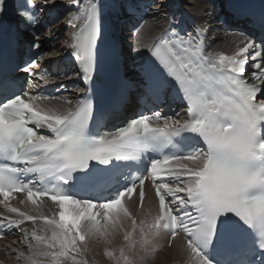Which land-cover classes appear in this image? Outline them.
Listing matches in <instances>:
<instances>
[{
    "label": "snow or ice",
    "instance_id": "obj_1",
    "mask_svg": "<svg viewBox=\"0 0 264 264\" xmlns=\"http://www.w3.org/2000/svg\"><path fill=\"white\" fill-rule=\"evenodd\" d=\"M6 4L0 0V26ZM73 6L63 48L78 71L51 73L43 61L56 49L37 51L44 38L36 12L55 9L56 0H23L17 9L31 55L14 70L40 81L39 89L24 90L0 62V238L20 232L21 248L5 246L16 264H90L92 242L102 243L114 264H147L162 250V236L169 247L178 241L183 264H264V12L249 17L259 38L237 28L239 42L226 54L208 51L216 38L207 20L191 30L183 19L166 21L146 42L144 15L136 14L163 5L125 0L133 50L151 53L135 84L157 103L100 132L96 121L112 107L94 99L108 0H69L65 7ZM59 20H51L52 41L62 30ZM74 77L88 87L73 86L70 98L63 93ZM146 182L158 202L150 221L128 206L138 195L143 212ZM46 202L56 209L51 215L43 211Z\"/></svg>",
    "mask_w": 264,
    "mask_h": 264
},
{
    "label": "bare ground",
    "instance_id": "obj_2",
    "mask_svg": "<svg viewBox=\"0 0 264 264\" xmlns=\"http://www.w3.org/2000/svg\"><path fill=\"white\" fill-rule=\"evenodd\" d=\"M69 0H56V4H58L59 2H66ZM180 2H183V6H182V10L181 12L176 11V6L173 3V0H157V4H162L163 7H160L159 10L157 11V9L155 7L152 8L151 16L150 18H148V23L146 21V25L143 29H141V34L144 35V39L147 42L148 40H150L153 36H155L156 34H158L159 32L162 31L163 26L166 25V21L168 20V18L170 16H172L173 14H175V18H178L181 16V13H183L184 15H187L190 17L191 19V23H188V28L192 29L193 26L195 25H200L203 26V21L207 20L210 25H211V31L209 32V36L210 37H215L216 38V42H213L211 44V49L212 52H216V51H223L226 54H231L232 51L234 50L236 44L239 42L238 38L236 35H231V36H227V30L222 28L220 26V23L218 21H216V17H217V11L216 9L213 10L212 7H206V5L203 3V0H179ZM203 1V2H202ZM206 1H210L211 4H215L216 3H220L222 0H206ZM49 3L52 2V0L48 1ZM192 5L191 7H189V5ZM216 8V7H215ZM202 9H206V11H201ZM72 14V12L69 13V15ZM155 14V18H153V15ZM228 17H232L230 15H228ZM116 19L119 20H126L127 16L122 13L121 16H116ZM125 24V23H124ZM240 24V22L235 23L234 21H232L230 23V27H238V25ZM64 22L60 23V26L62 28L61 31H63V41L60 44L55 45V43H53V48L56 49L57 54L53 55L51 57H46L45 60L43 61V66L45 68H49L51 66L54 65H59V66H63L61 65V61H63L64 58H66V54L67 52L64 51L63 45H64V41L67 38V33L69 31V29L67 28H63ZM122 26V25H121ZM53 28V27H52ZM243 28H245V25L243 26ZM56 33V36H59L60 32ZM139 35V34H138ZM43 37H47L48 35H44ZM123 37H125V39H123ZM239 39H242V37H240ZM131 43V45H135L136 41L135 39L132 38V35L130 32H124L122 34L121 39L119 40V45L121 48V58H122V63L124 66V74L128 73V71L130 72V68L133 67V65L128 64V61L131 60L132 62L139 59L141 56V53H143V51L145 50H141V52H136L135 50H129V47H127L125 44ZM128 46H130L128 44ZM210 47V46H209ZM52 48V49H53ZM49 50V52L52 51ZM45 52V51H43ZM130 52L134 54V58L130 59ZM47 53V52H46ZM51 73H55V72H51ZM50 79L53 77H49ZM37 84V83H35ZM55 103V102H53ZM136 102H135V97L133 96L132 93H130V102L127 106V112L130 113L133 108H136ZM146 184H148V182H146ZM145 184V190L147 193V198L144 204V210L143 212H139L138 208V204L139 202L135 203V206L132 205V208H130L134 213L138 214V216L140 218H146L149 221L151 220V212L153 211V207H152V201L155 203L156 205V211L158 208V202L156 201L155 197L153 194H148L147 191V185ZM138 197V195H136L133 199L136 200ZM13 206L15 207H19L22 210H24V206L20 205L18 203V200L14 203H12ZM128 205H131L130 202H128ZM5 209L3 208V205H0V212H4ZM43 211L46 214L51 215L52 212L56 211L55 208H53L51 206V203L46 202L45 207L43 209ZM156 215V214H155ZM29 228H31V225H29ZM20 232L16 231L13 234H9L7 237L3 238V241L0 242V264H16V256L14 253H12L10 250H6L5 246L7 245H11L13 248L19 249L22 247L21 243L19 242V238H20ZM164 238H166V236H162L159 238L158 243L159 244H163V240ZM167 240V239H166ZM165 240V241H166ZM167 242V241H166ZM118 242H117V247H118ZM91 248V252L88 255V260L90 262V264H96L94 263V261H96L95 259H98V262L100 264H114V262L108 260V258L104 257L103 255V250H104V245L101 243L100 246L97 247V244L95 242H92L90 245ZM163 249V248H162ZM162 251V250H161ZM163 253L158 255V257L155 255L152 257L151 263L147 262V264H182V262L184 261V257H182L179 252H178V241L173 243L172 247L166 248L165 250L162 251ZM158 254V253H157ZM47 264V262H46Z\"/></svg>",
    "mask_w": 264,
    "mask_h": 264
},
{
    "label": "rangeland",
    "instance_id": "obj_3",
    "mask_svg": "<svg viewBox=\"0 0 264 264\" xmlns=\"http://www.w3.org/2000/svg\"><path fill=\"white\" fill-rule=\"evenodd\" d=\"M49 1V0H48ZM157 1V0H156ZM179 1V0H178ZM184 1H186V0H184ZM203 2V1H202ZM208 2L210 3V1H204L203 3L206 5V7H212V4H208ZM217 4V3H216ZM180 6H183V2H180ZM216 6V5H215ZM216 9V8H215ZM176 11H180L179 9H177V7H176ZM181 12V11H180ZM217 21V20H216ZM45 35H48V34H45ZM44 36V34L42 35V37ZM228 37L229 36H231V35H227ZM61 37H62V41H63V32H62V35H61ZM44 39H48L47 37H43ZM58 39V38H57ZM61 41V42H62ZM61 42H57L56 40L55 41H52V40H50V45L49 46H47V48L44 50L45 52H49V50H51L54 46H53V43H55V45H57V44H60ZM130 46V51L133 49V45H131V43H128ZM128 73H130L129 71H128ZM128 73H126L125 75H129ZM147 185V191H148V194L150 195V194H152L151 193V190H150V188L148 187V184H146ZM154 195V194H153ZM136 205H137V203L139 202V198H137L136 200ZM155 202V201H154ZM153 201H152V207H153V211L151 212V216L150 217H152V216H154L155 214H156V205H155V203H154ZM130 204L131 205H128L130 208H132V205H134L135 206V204H132L131 202H130ZM138 209V208H137ZM167 237L166 238H164V242H163V249H162V251L163 250H165L166 248H169V246H168V244H167ZM166 240V241H165ZM0 242H2V240H0ZM118 245H119V242H118ZM161 245V244H160ZM98 246H100V244H97V247ZM162 251H160V252H158V254H156V256L158 257V255H160V254H162L163 252ZM98 259H99V257L97 258V259H95L96 261H94V263H96V264H100L99 262H98ZM151 260H152V257H150L149 258V260H148V262H150L151 263ZM182 264H183V262H182Z\"/></svg>",
    "mask_w": 264,
    "mask_h": 264
}]
</instances>
